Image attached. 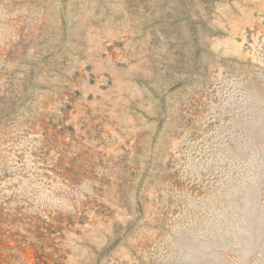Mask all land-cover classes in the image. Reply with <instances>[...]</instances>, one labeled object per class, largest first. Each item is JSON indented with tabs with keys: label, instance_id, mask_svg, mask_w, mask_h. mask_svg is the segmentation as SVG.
Returning a JSON list of instances; mask_svg holds the SVG:
<instances>
[{
	"label": "rangeland",
	"instance_id": "obj_1",
	"mask_svg": "<svg viewBox=\"0 0 264 264\" xmlns=\"http://www.w3.org/2000/svg\"><path fill=\"white\" fill-rule=\"evenodd\" d=\"M0 264H264V0H0Z\"/></svg>",
	"mask_w": 264,
	"mask_h": 264
}]
</instances>
